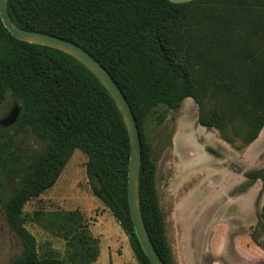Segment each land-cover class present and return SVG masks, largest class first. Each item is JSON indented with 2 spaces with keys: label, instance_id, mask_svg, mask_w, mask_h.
Listing matches in <instances>:
<instances>
[{
  "label": "trees",
  "instance_id": "1",
  "mask_svg": "<svg viewBox=\"0 0 264 264\" xmlns=\"http://www.w3.org/2000/svg\"><path fill=\"white\" fill-rule=\"evenodd\" d=\"M198 1L7 0L13 23L75 42L109 72L125 96L140 138V210L164 264L176 262L144 135L147 115L154 111L153 120L160 124L189 97L197 108V123L216 129L236 150L254 141L264 125V9L259 6L264 0H210L221 11L199 13L196 21H190L188 9ZM228 4L238 6L240 12L234 15ZM7 95L20 107L12 126L29 127L45 146L24 160L12 137L0 130V140L6 136L0 141L1 202L23 247L19 257L5 264H94L99 241L82 223L80 231L74 228L72 216L81 219L78 212L39 216L45 229L66 240L68 261L38 257L35 239L20 221L22 204L55 183L74 149L86 155L90 190L119 223L136 264H151L128 209L127 130L99 80L60 50L16 39L0 19V104ZM244 176L238 191L257 179L262 183L263 201L259 207L257 202L254 228L264 232V166L247 170ZM8 181L14 182L12 189ZM251 239L259 245L252 235Z\"/></svg>",
  "mask_w": 264,
  "mask_h": 264
},
{
  "label": "rangeland",
  "instance_id": "2",
  "mask_svg": "<svg viewBox=\"0 0 264 264\" xmlns=\"http://www.w3.org/2000/svg\"><path fill=\"white\" fill-rule=\"evenodd\" d=\"M263 3L259 6L264 9ZM227 8L234 15L240 12V8L233 4H228ZM219 11L220 5L201 0L189 7L187 16H190V21H196L199 13L217 14ZM13 105L14 101L7 95L0 104V119L9 113ZM181 105L170 110L160 124L153 120L154 111L147 115L144 123L150 157L155 163L156 189L165 220L166 238L174 259L178 260L185 251L200 252L209 233L222 232V229L226 232L243 226L251 219L248 198H242L240 203L235 197L239 185L246 180L244 172L264 166V143L260 148L257 146L264 136L260 135L262 139L259 137L244 154L243 149L236 150L224 142L216 129H206L197 123V108L191 98H185ZM0 130L12 137L14 148L24 160L45 146V141L27 126L19 129L0 125ZM3 140L6 136L0 141ZM240 142L237 140V143ZM85 161L86 155L74 149L55 183L22 204L19 210L21 225L34 237L38 257H57L68 261L66 240L45 229L39 216L57 211L78 212L81 219L72 216L76 219L72 222L74 228L80 231L82 223L92 239L99 241V253L94 264H136L135 255L119 223L90 190ZM8 182L7 187L12 186ZM257 183L259 190L255 209L257 202L259 207L263 201V194L259 196L262 183L260 180ZM255 225L247 231L239 230L250 238L252 235L259 245L253 243L264 254V245L261 244L264 232L261 228H254ZM89 244L91 242L87 241L88 247ZM22 249V243L10 228L2 208L0 264L19 257ZM87 255H90V250Z\"/></svg>",
  "mask_w": 264,
  "mask_h": 264
},
{
  "label": "water",
  "instance_id": "3",
  "mask_svg": "<svg viewBox=\"0 0 264 264\" xmlns=\"http://www.w3.org/2000/svg\"><path fill=\"white\" fill-rule=\"evenodd\" d=\"M168 1L172 3H186L192 0ZM0 19L3 26L16 39L51 47L76 59L99 80L109 93L122 116L129 139L130 154L127 172V202L134 232L150 263L164 264L147 233L142 218L138 187L141 158L139 131L131 108L118 85L115 83L109 72L91 54L75 42L46 32L24 29L13 23L7 12V0H0ZM19 113V105H13L9 113L0 119V125L3 128L12 126L17 121Z\"/></svg>",
  "mask_w": 264,
  "mask_h": 264
},
{
  "label": "crops",
  "instance_id": "4",
  "mask_svg": "<svg viewBox=\"0 0 264 264\" xmlns=\"http://www.w3.org/2000/svg\"><path fill=\"white\" fill-rule=\"evenodd\" d=\"M184 100V99H183ZM182 104V102H181ZM180 104V106H182ZM179 106V107H180ZM260 135L264 136V125L260 130L257 138L243 148L245 154L249 148L254 146ZM261 138V137H260ZM262 139V138H261ZM263 140L257 145L258 148L263 146ZM60 175V174H59ZM59 177V176H58ZM58 179V178H57ZM257 181L246 187L243 191H238L235 198L241 203L242 198H248L251 205V219L243 226L237 228L226 229L224 232H211L207 235L205 245L202 246L201 251L182 253L180 260L176 259V264H264L263 250L259 249L251 240L247 233H241L240 228L247 231L249 227L254 226L256 223L255 216V199L258 193ZM240 210V209H239ZM238 220V219H237ZM239 221V220H238ZM222 228V223H221ZM243 240V244L240 241ZM99 247V245H98ZM99 253V251H98ZM96 261V260H95Z\"/></svg>",
  "mask_w": 264,
  "mask_h": 264
},
{
  "label": "flooded vegetation",
  "instance_id": "5",
  "mask_svg": "<svg viewBox=\"0 0 264 264\" xmlns=\"http://www.w3.org/2000/svg\"><path fill=\"white\" fill-rule=\"evenodd\" d=\"M9 182L12 183V186H9L8 188H9V189H12L13 186H14V182H13V181H9ZM9 182H8V183H9ZM2 208H3V206H2V202H1V196H0V211H1Z\"/></svg>",
  "mask_w": 264,
  "mask_h": 264
}]
</instances>
